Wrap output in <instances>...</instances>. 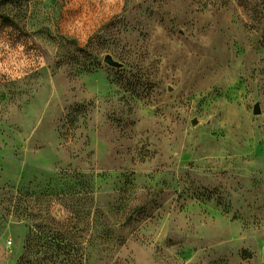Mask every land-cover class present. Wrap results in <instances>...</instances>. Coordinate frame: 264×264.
<instances>
[{"label":"rangeland","instance_id":"obj_1","mask_svg":"<svg viewBox=\"0 0 264 264\" xmlns=\"http://www.w3.org/2000/svg\"><path fill=\"white\" fill-rule=\"evenodd\" d=\"M0 16V264H264V0Z\"/></svg>","mask_w":264,"mask_h":264},{"label":"water","instance_id":"obj_2","mask_svg":"<svg viewBox=\"0 0 264 264\" xmlns=\"http://www.w3.org/2000/svg\"><path fill=\"white\" fill-rule=\"evenodd\" d=\"M103 62L105 64H107L108 66L112 67V68H116V69H121L123 67V65L121 63H119L118 61L114 60L112 58L111 55H106L104 58H103ZM253 114L254 115H259L261 114V111H260V108H259V105H256L254 107V110H253ZM197 123L196 120H193L192 121V125H195ZM263 261H264V253H263Z\"/></svg>","mask_w":264,"mask_h":264},{"label":"trees","instance_id":"obj_3","mask_svg":"<svg viewBox=\"0 0 264 264\" xmlns=\"http://www.w3.org/2000/svg\"><path fill=\"white\" fill-rule=\"evenodd\" d=\"M3 17L5 18V22H10V18H7V17H5V16H0V18H2L3 19ZM52 194H54L53 192H51L50 194H49V192L47 191V192H44V193H41V195L42 196H48V195H52Z\"/></svg>","mask_w":264,"mask_h":264}]
</instances>
